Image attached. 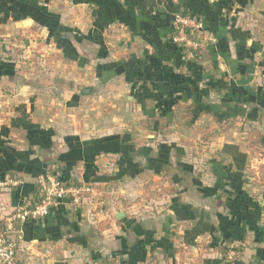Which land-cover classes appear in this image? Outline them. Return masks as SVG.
I'll return each instance as SVG.
<instances>
[{
    "label": "crops",
    "instance_id": "1",
    "mask_svg": "<svg viewBox=\"0 0 264 264\" xmlns=\"http://www.w3.org/2000/svg\"><path fill=\"white\" fill-rule=\"evenodd\" d=\"M177 9L203 25L191 57L171 40ZM254 131L264 0H0V180L21 182L0 215L33 202L44 170L107 203L24 223L22 264H264Z\"/></svg>",
    "mask_w": 264,
    "mask_h": 264
},
{
    "label": "built area",
    "instance_id": "2",
    "mask_svg": "<svg viewBox=\"0 0 264 264\" xmlns=\"http://www.w3.org/2000/svg\"><path fill=\"white\" fill-rule=\"evenodd\" d=\"M203 33V25L198 18L180 12L173 15L171 40L188 49L190 57L204 46L206 36ZM20 183L18 178L6 174L0 180V191L10 190ZM36 183V198L33 202L11 206L0 215V264H22L18 250L23 224L44 218L63 199H68L75 206L86 204L101 214L107 213V203L96 183L64 181L48 170L37 175Z\"/></svg>",
    "mask_w": 264,
    "mask_h": 264
},
{
    "label": "trees",
    "instance_id": "3",
    "mask_svg": "<svg viewBox=\"0 0 264 264\" xmlns=\"http://www.w3.org/2000/svg\"><path fill=\"white\" fill-rule=\"evenodd\" d=\"M177 12H180V11H178V9H177V11H175L174 13H173V15L175 14V13H177ZM181 14H184V15H189V14H187V12L186 13H183V12H180ZM191 16V15H190ZM175 43V42H174ZM175 44H177V43H175ZM177 45H179V46H181L183 49H184V51L185 52H189V50L188 49H186L183 45H180V44H177ZM202 49V48H201ZM200 49V50H201ZM197 52L196 51H194L193 52V55H195ZM249 144H248V147H252L253 146V144H255V143H263V138H264V136L262 135V133L261 132H258V131H254V132H252V133H249Z\"/></svg>",
    "mask_w": 264,
    "mask_h": 264
},
{
    "label": "rangeland",
    "instance_id": "4",
    "mask_svg": "<svg viewBox=\"0 0 264 264\" xmlns=\"http://www.w3.org/2000/svg\"><path fill=\"white\" fill-rule=\"evenodd\" d=\"M19 41H23V42H20L21 43V46L19 45H16V47H12V53L16 54L18 60L22 59L21 55L24 54V40L21 39ZM23 44V45H22ZM198 52V51H197ZM19 56V57H18ZM194 56V55H193ZM23 60H25V58H23ZM150 126L147 127V129L149 128ZM148 130H151V129H148ZM144 138V137H143Z\"/></svg>",
    "mask_w": 264,
    "mask_h": 264
},
{
    "label": "water",
    "instance_id": "5",
    "mask_svg": "<svg viewBox=\"0 0 264 264\" xmlns=\"http://www.w3.org/2000/svg\"><path fill=\"white\" fill-rule=\"evenodd\" d=\"M44 165V167H46V164H43Z\"/></svg>",
    "mask_w": 264,
    "mask_h": 264
}]
</instances>
